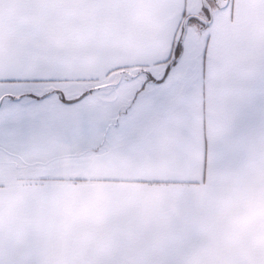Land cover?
I'll return each instance as SVG.
<instances>
[{
    "label": "crops",
    "instance_id": "crops-1",
    "mask_svg": "<svg viewBox=\"0 0 264 264\" xmlns=\"http://www.w3.org/2000/svg\"><path fill=\"white\" fill-rule=\"evenodd\" d=\"M188 2L0 0V264H264V0L186 29L157 83Z\"/></svg>",
    "mask_w": 264,
    "mask_h": 264
},
{
    "label": "rangeland",
    "instance_id": "rangeland-1",
    "mask_svg": "<svg viewBox=\"0 0 264 264\" xmlns=\"http://www.w3.org/2000/svg\"><path fill=\"white\" fill-rule=\"evenodd\" d=\"M208 4L211 7L212 10V18L214 16H216L217 12L221 9L219 7L220 5V0H207ZM188 4H190L191 6V15L195 16L197 18H193L190 19V22L188 24V28L189 30H191L193 28V26H196L198 28V30H201V28H203L205 26L204 22H207L210 18V14L209 11L204 8L203 6V2L202 0H189ZM195 4H197V6H195ZM188 16V15H187ZM186 16V17H187ZM204 21V22H203ZM98 56H93V55H76V54H71L68 58V63L67 64H72V68L76 71L79 72V74L81 73H87L90 72L89 69H92L95 65L96 68L98 70V66H101L102 68L104 67L103 62H105L109 56H104L102 58H97ZM104 58V59H103ZM101 59V60H100ZM77 61V62H76ZM99 63H98V62ZM107 72H102V71H95L94 74L96 75H102L100 78H98L97 80V85L98 86H102L105 88H114L115 85L120 81V80H124L125 78H134L139 77L140 75H144L146 73V71H108ZM104 73H106L105 75H103ZM109 76H108V75ZM163 75V74H162ZM162 75L159 77L161 78ZM146 75H144L145 77ZM138 81L133 82L131 86H127L128 87V91H130V94H134L135 90H137L138 88H141V83L140 82V78L137 79ZM93 81V82H94ZM151 80H148L147 83H151ZM91 82V81H89ZM92 85V83H91ZM96 85V84H95ZM96 85V86H97ZM59 86V84H43V85H31V84H26V85H16V93L17 92H29L35 95H40L43 94L47 91H51V90H55L57 89ZM90 86L89 84L85 87ZM145 86V85H143ZM139 90V89H138ZM23 97V96H22ZM27 177H29L26 172L24 170L20 171V178L22 179H28Z\"/></svg>",
    "mask_w": 264,
    "mask_h": 264
},
{
    "label": "snow or ice",
    "instance_id": "snow-or-ice-1",
    "mask_svg": "<svg viewBox=\"0 0 264 264\" xmlns=\"http://www.w3.org/2000/svg\"><path fill=\"white\" fill-rule=\"evenodd\" d=\"M184 50V45L179 41L177 40L176 44H175V47L172 49V55L174 57H179L181 56L182 52ZM175 64V61L173 62ZM8 79L10 80H20V79H29V78H20V77H9ZM31 79L33 80H38V79H43V78H40V77H32ZM48 79H51V78H48ZM154 78L151 77L150 75H148L146 77V81L147 80H153ZM162 79V78H161ZM29 99L27 102L31 103L32 100H33V97H34V94H27ZM36 101H43L45 99V97H34ZM81 98L80 97H77L75 98L74 100H67L65 99L63 96L60 97V100H62L64 102V105L66 107H71V106H74L75 103L79 102ZM16 100L19 101V97H16ZM78 133L79 132H82L83 130L82 129H77L76 130ZM101 133L99 131L98 128H95V127H89L88 130H87V135L90 136V137H97L99 136Z\"/></svg>",
    "mask_w": 264,
    "mask_h": 264
},
{
    "label": "trees",
    "instance_id": "trees-1",
    "mask_svg": "<svg viewBox=\"0 0 264 264\" xmlns=\"http://www.w3.org/2000/svg\"><path fill=\"white\" fill-rule=\"evenodd\" d=\"M186 18H188V21L186 22V23H184L183 24V26H182V31H181V34H180V37H179V41L183 44V42H184V36H185V34H186V29L188 28V24H189V22H190V19H193V18H197V17H195V16H187ZM206 25V24H205ZM203 28H205V26L203 27ZM203 28H201V29H203ZM179 58H180V56L179 57H174L173 56V58H172V60L169 62V64H168V66H167V68L165 69V72H164V74H163V76L158 80V81H156L157 83H161L165 78H166V76H167V74H168V72L171 70V68L177 63V61L179 60ZM175 61V64L173 63ZM89 93H91V92H88V93H86L85 95H87V94H89ZM19 97V99H21L22 98V96H18ZM12 100H16V97H13V98H11ZM17 101V100H16Z\"/></svg>",
    "mask_w": 264,
    "mask_h": 264
},
{
    "label": "water",
    "instance_id": "water-1",
    "mask_svg": "<svg viewBox=\"0 0 264 264\" xmlns=\"http://www.w3.org/2000/svg\"><path fill=\"white\" fill-rule=\"evenodd\" d=\"M202 2H203V6H204V8H206L208 11H209V14H210V18H209V20L207 21V22H204L205 24L206 23H210L211 22V19H212V10H211V7H210V5L208 4V2H207V0H202ZM220 5H219V7L220 8H224V7H226V5L228 4V0H220ZM188 21V18H186V22Z\"/></svg>",
    "mask_w": 264,
    "mask_h": 264
}]
</instances>
